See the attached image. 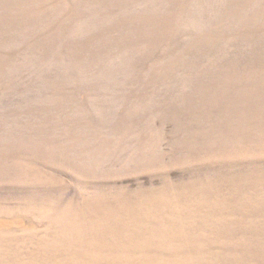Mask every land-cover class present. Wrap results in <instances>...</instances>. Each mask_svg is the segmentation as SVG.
Segmentation results:
<instances>
[{"label": "rangeland", "instance_id": "rangeland-1", "mask_svg": "<svg viewBox=\"0 0 264 264\" xmlns=\"http://www.w3.org/2000/svg\"><path fill=\"white\" fill-rule=\"evenodd\" d=\"M0 264H264V0H0Z\"/></svg>", "mask_w": 264, "mask_h": 264}, {"label": "bare ground", "instance_id": "bare-ground-1", "mask_svg": "<svg viewBox=\"0 0 264 264\" xmlns=\"http://www.w3.org/2000/svg\"><path fill=\"white\" fill-rule=\"evenodd\" d=\"M164 231H165V230H164ZM166 231H168V230H166ZM166 231H165V232H166ZM168 232H169V231H168ZM166 233H167V232H166ZM169 234H170V233H168V235H169ZM166 236H167V235H166Z\"/></svg>", "mask_w": 264, "mask_h": 264}]
</instances>
